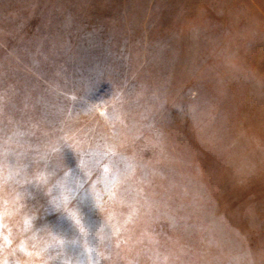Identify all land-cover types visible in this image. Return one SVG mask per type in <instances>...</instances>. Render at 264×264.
<instances>
[{
    "label": "rangeland",
    "instance_id": "1",
    "mask_svg": "<svg viewBox=\"0 0 264 264\" xmlns=\"http://www.w3.org/2000/svg\"><path fill=\"white\" fill-rule=\"evenodd\" d=\"M0 264H264V0H0Z\"/></svg>",
    "mask_w": 264,
    "mask_h": 264
},
{
    "label": "snow or ice",
    "instance_id": "2",
    "mask_svg": "<svg viewBox=\"0 0 264 264\" xmlns=\"http://www.w3.org/2000/svg\"><path fill=\"white\" fill-rule=\"evenodd\" d=\"M45 183H50V181L45 180ZM53 190L59 193V195L53 196L48 201V210L65 219L75 236L84 235V228L81 227V223L85 221L81 208L82 201L78 202L76 199V193L84 190V185L73 183L62 188L60 184L54 183ZM65 191L67 195H64ZM71 242L76 243V240H72Z\"/></svg>",
    "mask_w": 264,
    "mask_h": 264
}]
</instances>
